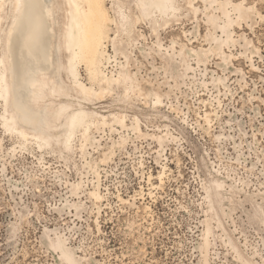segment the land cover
Here are the masks:
<instances>
[{"label": "rangeland", "instance_id": "obj_1", "mask_svg": "<svg viewBox=\"0 0 264 264\" xmlns=\"http://www.w3.org/2000/svg\"><path fill=\"white\" fill-rule=\"evenodd\" d=\"M56 1L70 106L25 139L0 95V264H264V0H104L95 75Z\"/></svg>", "mask_w": 264, "mask_h": 264}, {"label": "bare ground", "instance_id": "obj_2", "mask_svg": "<svg viewBox=\"0 0 264 264\" xmlns=\"http://www.w3.org/2000/svg\"><path fill=\"white\" fill-rule=\"evenodd\" d=\"M151 3L164 17L175 15L178 10L175 0ZM58 6L56 0H0V95L13 112L16 124L10 128L19 130L25 139L30 133L52 135L51 117L65 114L70 106L66 103L53 108L46 102L47 94L69 95L70 90L63 75L67 32L58 34ZM73 8L78 16L73 25L77 38L72 34L77 39L75 58L83 53L95 75L102 25L109 20L104 0H73ZM76 122V113H72L62 129L73 127Z\"/></svg>", "mask_w": 264, "mask_h": 264}, {"label": "snow or ice", "instance_id": "obj_3", "mask_svg": "<svg viewBox=\"0 0 264 264\" xmlns=\"http://www.w3.org/2000/svg\"><path fill=\"white\" fill-rule=\"evenodd\" d=\"M66 264H73L72 260L70 257H65Z\"/></svg>", "mask_w": 264, "mask_h": 264}]
</instances>
